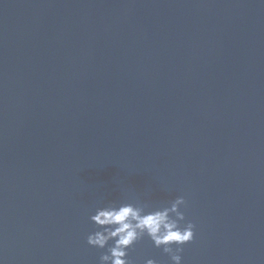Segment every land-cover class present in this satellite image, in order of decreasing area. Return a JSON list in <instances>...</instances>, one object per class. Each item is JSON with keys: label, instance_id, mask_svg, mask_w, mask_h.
I'll return each mask as SVG.
<instances>
[{"label": "water", "instance_id": "1", "mask_svg": "<svg viewBox=\"0 0 264 264\" xmlns=\"http://www.w3.org/2000/svg\"><path fill=\"white\" fill-rule=\"evenodd\" d=\"M180 195L183 264H264V0H0L2 264H97L100 201Z\"/></svg>", "mask_w": 264, "mask_h": 264}, {"label": "clouds", "instance_id": "2", "mask_svg": "<svg viewBox=\"0 0 264 264\" xmlns=\"http://www.w3.org/2000/svg\"><path fill=\"white\" fill-rule=\"evenodd\" d=\"M187 206L183 195L159 206L140 198L102 200L88 216L94 230L86 244L100 252L97 264H134L129 252L144 239L168 258V264H183L184 246L192 243L195 233L186 217ZM142 264L158 262L146 259Z\"/></svg>", "mask_w": 264, "mask_h": 264}]
</instances>
